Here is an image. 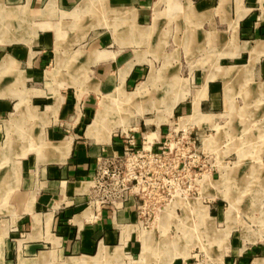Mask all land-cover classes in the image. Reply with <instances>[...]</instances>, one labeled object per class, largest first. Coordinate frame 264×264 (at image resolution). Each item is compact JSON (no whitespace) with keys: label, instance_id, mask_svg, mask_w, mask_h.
Masks as SVG:
<instances>
[{"label":"crops","instance_id":"obj_1","mask_svg":"<svg viewBox=\"0 0 264 264\" xmlns=\"http://www.w3.org/2000/svg\"><path fill=\"white\" fill-rule=\"evenodd\" d=\"M26 10L41 26H47L48 20H55L56 26L59 21L62 26L80 21L74 67L85 70L84 88L46 90L48 82L62 83L51 74L57 72L61 51L72 46L59 47L57 37L54 45L52 36L59 32L44 26L36 41L37 28L20 24ZM111 19L118 24L112 27ZM224 34L231 37L230 47L223 45ZM207 36L218 42L213 50L232 51V57L246 49L254 73L264 74V0H0V264L72 260L97 264L120 256L110 250L115 248L126 254L141 250L144 260L151 257L156 240L151 231L136 234L133 212L119 211L112 218L103 209L96 219L90 218L84 195L87 184L81 181L89 179L95 157L107 148L111 134L107 143L88 141L91 136L79 134L98 95L135 88L160 55L202 51ZM184 66L190 65L185 61ZM155 73L150 70V80L157 77ZM213 76L207 79L193 72L188 79L192 91L178 99L183 102L173 100L171 111L174 107L177 114L192 109L180 117L184 123L195 111L197 119L206 117L201 109H217L222 79L238 78L239 83L241 72L231 66ZM75 77L67 82L79 83ZM256 91L263 92L264 87L259 85ZM243 177L237 176L238 187L245 183ZM252 193L257 194V189ZM261 216L264 223V211ZM144 235L152 240L146 256L142 255ZM184 258L176 255L169 264H195ZM166 259L161 256L157 264ZM210 264H264V241L236 243Z\"/></svg>","mask_w":264,"mask_h":264},{"label":"rangeland","instance_id":"obj_2","mask_svg":"<svg viewBox=\"0 0 264 264\" xmlns=\"http://www.w3.org/2000/svg\"><path fill=\"white\" fill-rule=\"evenodd\" d=\"M96 11L101 12V9L97 6ZM25 15L26 18H19L22 22L20 24L23 27L27 24L37 28L36 41L39 28L46 27L53 32L55 29L59 32L57 36H52L54 45L57 37L59 47L68 44L72 46L68 51H61L62 59L57 72L51 74L54 79L58 75L62 83L48 82L45 85L46 90L62 88L68 91L71 87L84 88L85 84L81 81L84 80L85 70L74 67L78 61L74 57L78 48L75 31L80 21L70 20L65 26L59 21L56 26L55 20H48L47 26L43 27L27 10ZM110 24L113 27L118 22L111 19ZM15 27L16 25L12 27L11 32L15 31ZM206 40L205 49L202 51H176L160 55L146 70L137 88L117 91L114 94H110L111 91L95 98L91 118L84 123L79 134L86 138L91 136L88 141L107 143V135L119 134L129 127H138L139 132H150L159 126L156 133L160 132L163 136L168 127L175 130L186 127V134L189 135L188 140L183 141L181 133L176 132L172 137L174 144L171 153L162 158L155 167L158 172L141 178L143 186L150 183L148 190L159 191L156 195L150 194L149 200L157 198L161 190L174 191L164 205L166 209L157 214L153 227L142 230L138 228L136 231L138 235L141 231H151L154 240L158 242L159 245L154 247L151 257L144 260L140 256L141 250L126 254L115 248L110 250L118 251L120 256L108 257L97 264H157L158 259L161 261V256H166L167 262L171 256L172 243L168 245L170 249L166 250L160 245L163 240H173L174 251L180 244L177 250L184 249L186 255L180 256L185 257V260L189 259L195 264H210L217 262L236 243L247 245L264 241V226L261 225L264 223L260 221L264 211V91H256L259 85L264 87V74L254 73L253 63L246 49L238 57H232V51L213 50L214 44L218 42H214L210 36ZM222 40L224 46L232 45L229 34H224ZM50 55V68L53 69L55 51ZM185 61L189 63V68L184 66ZM231 66L240 70V81L236 82L238 78L224 81L217 76L223 81L220 84L222 92L221 96L219 94V106L213 110L201 109L200 112L206 117L200 116L196 119L197 114L194 113L191 117L195 118L188 117L189 120L184 123L180 117L191 114L192 109L184 114H177L174 107L170 110L168 106L174 99L192 91L193 85L188 79L193 72L198 71L207 79H215L216 76L213 75L216 71ZM151 69L157 72V77L153 80L148 77ZM51 76L47 74V78ZM74 76H78L75 79L79 83L67 82ZM132 93L138 96L133 102L127 103L126 98ZM101 100L106 104L101 126L98 132L90 134L88 125L101 108ZM180 101L184 100H177V103ZM35 137L30 140H35ZM182 157H185L184 166ZM240 174L244 176L245 183L238 187L237 176ZM254 189H257L255 195L252 193ZM207 208L214 218L208 214ZM205 211L211 221L201 220L200 216ZM144 237L148 239L149 236ZM151 242L150 239L149 245ZM174 259L181 261L183 258Z\"/></svg>","mask_w":264,"mask_h":264},{"label":"built area","instance_id":"obj_3","mask_svg":"<svg viewBox=\"0 0 264 264\" xmlns=\"http://www.w3.org/2000/svg\"><path fill=\"white\" fill-rule=\"evenodd\" d=\"M158 129L156 126L154 131L139 132L138 127H129L113 134L107 148L96 155L89 179L81 181L88 187L84 195L91 219H96L103 209L112 218L119 211L127 210L134 213V224L139 229L153 227L157 214L166 209L164 205L174 191L161 190L157 198L149 200L150 194L156 195L159 191L148 190L150 183L143 186L141 178L158 172L155 167L171 153L172 137L176 132L181 133L183 141L189 136L186 127L178 130L168 127L164 136L156 133ZM184 161L185 157H182L183 166Z\"/></svg>","mask_w":264,"mask_h":264},{"label":"bare ground","instance_id":"obj_4","mask_svg":"<svg viewBox=\"0 0 264 264\" xmlns=\"http://www.w3.org/2000/svg\"><path fill=\"white\" fill-rule=\"evenodd\" d=\"M259 45H261V43L259 44ZM264 52V51H263ZM236 73V72H235ZM137 96L138 95H136V94H131L130 96H128L127 98H126V101H127V103H131V102H133L134 101V99L135 98H137ZM178 100V99H177ZM102 101V100H101ZM174 101H172V104H169V108H170V110H171V108H172V106L174 105V103H173ZM101 103V102H100ZM107 103H109V102H107ZM101 105V108L100 109H98V111L96 112V116H95V118H94V120L91 122V124L89 125V127H88V132L91 134V132H98L99 131V129H100V126H101V122H102V119H103V116H104V107H105V102L104 101H102V103L100 104ZM110 105V104H109ZM107 108H109V107H107ZM197 114V111H195V115ZM180 119V118H179ZM182 125V124H181ZM102 131V130H101ZM105 134V133H104ZM102 137V136H101ZM107 137H108V135H107ZM106 137V138H107ZM92 138V137H91ZM108 140V139H107ZM231 204V203H230ZM231 207V206H230ZM201 218H202V220H205V221H211V217H209L208 216V214H207V212L205 211V213H203L202 215H201ZM219 232V231H218ZM177 238V237H176ZM218 238V237H217ZM148 239H145V237H144V239H143V246H142V255L143 256H146L147 254H145V253H147L149 250H150V247H149V243H150V239L147 241ZM149 242V243H148ZM174 241L173 240H170V241H166V240H163V241H161V243H160V245H161V247L162 248H165L166 250L167 249H170V248H168V245H170V243H172L170 246L172 247L170 250H171V256H170V258H169V260L165 263V264H168L169 263V261L174 257V256H176V255H182V256H185L186 255V253L184 252V249H182L181 250V248L177 251V253H175L174 252V243H173ZM158 243V242H157ZM178 244V243H177ZM159 245V244H158ZM158 245L156 244L155 245V247H158ZM180 246V244L178 245V246H176V250H177V247H179ZM174 248V249H173ZM156 251H157V249H156ZM106 252V251H105ZM172 252H174V253H172ZM66 264H80V261H78V260H72V261H69V262H66Z\"/></svg>","mask_w":264,"mask_h":264}]
</instances>
